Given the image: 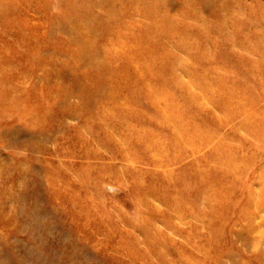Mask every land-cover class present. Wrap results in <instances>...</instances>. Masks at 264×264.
Returning <instances> with one entry per match:
<instances>
[{
    "label": "rangeland",
    "instance_id": "1",
    "mask_svg": "<svg viewBox=\"0 0 264 264\" xmlns=\"http://www.w3.org/2000/svg\"><path fill=\"white\" fill-rule=\"evenodd\" d=\"M0 264H264V0H0Z\"/></svg>",
    "mask_w": 264,
    "mask_h": 264
},
{
    "label": "bare ground",
    "instance_id": "2",
    "mask_svg": "<svg viewBox=\"0 0 264 264\" xmlns=\"http://www.w3.org/2000/svg\"><path fill=\"white\" fill-rule=\"evenodd\" d=\"M38 27H39V26H38ZM38 27H37V28H38ZM41 38H42V37H41ZM54 42H55V41H54ZM54 42H53V43H54ZM56 44H57V43H56ZM53 47H54V46H53ZM14 55H15V54H14ZM19 55H21V53H20ZM26 55H27V54H26ZM28 55H29V54H28ZM21 56H22V55H21ZM17 58H18V57H17ZM20 58H22V57H20ZM38 108H39V107H38ZM38 108H37V109H38ZM228 157H229V156H228ZM225 170H226V172H229V170H228L227 168H226ZM228 174H229V173H228ZM250 197H251V195H250ZM248 202L250 203V199L248 200ZM244 212L247 213V212H248V209L245 210ZM247 214H249V213H247Z\"/></svg>",
    "mask_w": 264,
    "mask_h": 264
}]
</instances>
